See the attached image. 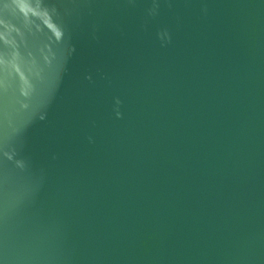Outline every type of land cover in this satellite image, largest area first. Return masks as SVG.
<instances>
[{"label": "water", "instance_id": "obj_1", "mask_svg": "<svg viewBox=\"0 0 264 264\" xmlns=\"http://www.w3.org/2000/svg\"><path fill=\"white\" fill-rule=\"evenodd\" d=\"M0 264H264V0H0Z\"/></svg>", "mask_w": 264, "mask_h": 264}]
</instances>
